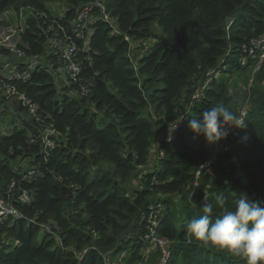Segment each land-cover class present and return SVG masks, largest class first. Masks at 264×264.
I'll return each mask as SVG.
<instances>
[{"label":"trees","instance_id":"1","mask_svg":"<svg viewBox=\"0 0 264 264\" xmlns=\"http://www.w3.org/2000/svg\"><path fill=\"white\" fill-rule=\"evenodd\" d=\"M94 1L0 0V14L36 13L18 44L25 59L16 64L27 76L7 80L41 117H28L21 101L5 104L23 119L0 133V198L20 216L0 222V264L143 263L151 219L154 234L170 242L167 264H246L202 245L186 225L221 192L229 208L241 193L264 206V64L250 82L264 0H104L112 21L94 5L86 39L77 38L72 23ZM69 36L82 71L59 87ZM31 59L40 63L28 69ZM235 73L252 84L249 93L230 88ZM249 102L247 127L221 140L212 160L189 121L216 106L240 115ZM170 123L179 124L167 135ZM48 125L62 134L50 150L31 141ZM210 160L211 173L198 179ZM221 211L214 207V218Z\"/></svg>","mask_w":264,"mask_h":264},{"label":"clouds","instance_id":"2","mask_svg":"<svg viewBox=\"0 0 264 264\" xmlns=\"http://www.w3.org/2000/svg\"><path fill=\"white\" fill-rule=\"evenodd\" d=\"M171 123L170 134L179 124L170 128ZM188 127L197 136L203 135L208 144H216L227 138L230 129L243 130L247 123L243 115L216 106L203 112L202 119H191ZM233 196H236L235 192ZM227 202L223 192L216 194L214 204L205 203L202 215L188 221L187 232L204 246L245 258L246 264H264V206L250 200L244 193L234 199L232 208L227 207ZM214 207L222 210L215 218Z\"/></svg>","mask_w":264,"mask_h":264},{"label":"built area","instance_id":"3","mask_svg":"<svg viewBox=\"0 0 264 264\" xmlns=\"http://www.w3.org/2000/svg\"><path fill=\"white\" fill-rule=\"evenodd\" d=\"M97 6L103 10V17L106 20H111L109 16L104 12V0H95L91 5H87L77 16V19L73 21V31L75 32V36L80 39H86V29L89 24L90 20V14L93 6ZM22 13V12H21ZM112 21V20H111ZM23 30V29H21ZM16 34V32H7L2 39L0 40V50L6 49L9 52H12L15 54V56L19 59V61H23L25 59V53L18 48L17 45H12L11 41L12 38ZM70 41L69 43L62 45L57 40H53V42L60 43L62 47V59L64 60V66L62 67L64 76L66 77V82L68 81H77L79 74L82 71V66L79 61L76 59V55L78 52V46L75 41H73V38L71 36L67 37V41ZM126 40L130 41L128 37ZM254 49H259V60L255 65L254 72L260 71L264 64V35L259 37L253 42ZM252 49V50H254ZM251 50V51H252ZM257 51V50H256ZM40 63V60L38 59H31L28 69H33L37 67V65ZM11 63H0V101H6V103H1L2 105L8 104L12 105V102L15 100L21 101L22 104L27 107V114L28 117L31 119H35L36 121H41L40 115H38V107L32 103L25 95L18 92L16 87L12 85L7 79L12 78H24L27 76L28 71H22L19 69V64L16 63L11 66ZM10 65V66H9ZM66 83V84H67ZM88 92V89L84 86L81 87V93L86 94ZM4 107L0 109V116H2L1 113H4ZM242 115L245 118L247 115V110H242ZM241 115V114H240ZM1 134H6L8 132L0 131ZM238 133V130H237ZM62 134L60 131H58L53 125L45 126L43 129L39 130V134L37 138H32L31 141L34 142L37 139L41 140L45 149L50 150L55 147V140L60 137ZM212 160L202 163L199 167L197 175L199 176L203 170H209L211 169ZM21 200L23 202H29L31 200V197L29 193L24 192L21 194ZM9 216L19 217L20 212L18 209L10 202H7L5 199L0 198V222L4 220L5 218ZM156 227V226H155ZM155 227H151V234L148 236L149 240L153 239L155 244H159L158 248L161 249L163 258H161V261L159 264H163V262L166 261L165 264H167L168 260L171 256V248H170V242L168 239L160 237L158 235V238L152 234L153 231H155ZM155 233V232H154ZM167 244V245H166Z\"/></svg>","mask_w":264,"mask_h":264},{"label":"rangeland","instance_id":"4","mask_svg":"<svg viewBox=\"0 0 264 264\" xmlns=\"http://www.w3.org/2000/svg\"><path fill=\"white\" fill-rule=\"evenodd\" d=\"M63 6H61V4H55V8H54V12L55 13H61ZM24 10L21 11H17L15 9H10L7 10L5 12H3L2 14H0V40L2 39V37L7 33V32H16V34H14L13 38H12V45H17L19 43H22L23 40V31L26 28V21L29 19V16H33L36 15L34 10H28L27 13L23 12ZM22 12V13H21ZM23 29V30H21ZM257 50V51H256ZM256 50H252L250 51V53L253 56H256V52H258L259 54V49ZM136 53H133L132 50V54L131 57L135 58L138 56V54H140L139 52H141L139 49H137L135 51ZM19 59L15 56L14 53L7 51L6 49H4V51L0 50V63H11L10 65L13 66L15 63H18ZM9 65V66H10ZM255 68V67H254ZM254 68L252 69V75L250 78V82L255 81V76L258 72H254ZM231 76V74L228 75V78ZM234 78L232 79L231 82H229V86L231 89H233L235 91V94L237 93H249L250 91V87L252 84L247 83L243 77H241L240 75H238L237 73H235V75L233 74ZM57 83L59 87H62L65 85L66 83V77L64 76V74H58L57 75ZM256 84V83H255ZM198 96V95H197ZM3 103H5V101H0V109H2L3 107L6 109V105H2ZM250 102L246 105H244L241 110H240V114L242 115V110L246 109L248 112V109L250 108ZM2 116H0V131H5V132H9L12 130L13 127L15 126H20L22 123V119H23V115H16L14 114V111H12L11 109H7L5 110L4 113H1ZM27 116H25L26 118ZM237 130L235 128L230 129L229 131V135H237ZM167 135H170V133L168 132ZM228 135V136H229ZM160 138H157L154 141V144L156 145V143H158L157 141H159ZM223 140V139H222ZM219 143H221V140L216 143V144H209V148H210V152H211V159L214 160L216 158V154L219 150ZM155 147V146H154ZM156 148H153V154L156 151ZM155 165V162H152L148 165V167H153ZM207 173H211V169L206 171ZM201 177V175L198 176V179ZM151 224L153 225V227L157 226L158 221L157 219H151L150 220ZM152 234L154 236H156L154 234V231L152 232ZM158 238V236H156ZM7 242L10 243V241L7 239ZM148 248L149 250H142V253L145 255V257L147 258L146 260H144L143 263H139V264H159L161 261V258H163L162 255V251L160 248H158L159 244H155L153 239H150L148 242ZM167 245V244H166ZM165 262H163V264H165ZM118 264H124V261L119 262Z\"/></svg>","mask_w":264,"mask_h":264},{"label":"water","instance_id":"5","mask_svg":"<svg viewBox=\"0 0 264 264\" xmlns=\"http://www.w3.org/2000/svg\"><path fill=\"white\" fill-rule=\"evenodd\" d=\"M233 19L231 17L227 18V24L230 25L232 23Z\"/></svg>","mask_w":264,"mask_h":264}]
</instances>
